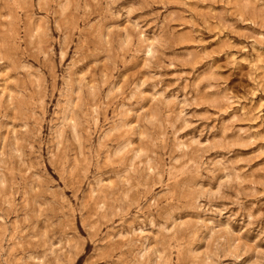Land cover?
<instances>
[{
	"label": "rangeland",
	"instance_id": "rangeland-1",
	"mask_svg": "<svg viewBox=\"0 0 264 264\" xmlns=\"http://www.w3.org/2000/svg\"><path fill=\"white\" fill-rule=\"evenodd\" d=\"M0 264H264V0H0Z\"/></svg>",
	"mask_w": 264,
	"mask_h": 264
},
{
	"label": "bare ground",
	"instance_id": "bare-ground-1",
	"mask_svg": "<svg viewBox=\"0 0 264 264\" xmlns=\"http://www.w3.org/2000/svg\"><path fill=\"white\" fill-rule=\"evenodd\" d=\"M74 128V127H73ZM74 132H75V128H74V130H73Z\"/></svg>",
	"mask_w": 264,
	"mask_h": 264
}]
</instances>
